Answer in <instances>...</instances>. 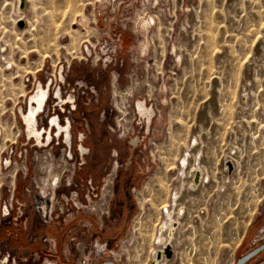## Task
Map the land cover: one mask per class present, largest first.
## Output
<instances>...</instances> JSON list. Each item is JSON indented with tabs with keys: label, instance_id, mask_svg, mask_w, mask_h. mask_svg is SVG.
Returning <instances> with one entry per match:
<instances>
[{
	"label": "rangeland",
	"instance_id": "obj_1",
	"mask_svg": "<svg viewBox=\"0 0 264 264\" xmlns=\"http://www.w3.org/2000/svg\"><path fill=\"white\" fill-rule=\"evenodd\" d=\"M8 11L0 4V264H151L167 220L160 206L197 159L219 187L194 197L169 264H235L264 243V0H30L23 32ZM40 82L45 146L22 115ZM185 152L195 154L182 169ZM228 156L231 175L221 169ZM245 264H264V250Z\"/></svg>",
	"mask_w": 264,
	"mask_h": 264
},
{
	"label": "bare ground",
	"instance_id": "obj_2",
	"mask_svg": "<svg viewBox=\"0 0 264 264\" xmlns=\"http://www.w3.org/2000/svg\"><path fill=\"white\" fill-rule=\"evenodd\" d=\"M21 3V4H20ZM0 4H4L7 8V10H9L13 15V20H12V25L16 28V24H18L17 22L19 20H25L27 23H28V18L25 19L23 18L24 14L23 12H26L27 11V6L28 4H30V0H0ZM27 5V6H26ZM25 7V8H24ZM34 7V6H33ZM8 11V12H9ZM9 14V13H8ZM25 17V16H24ZM150 17V16H149ZM150 20H148V26L145 27L144 25V21L142 22L143 23V28L140 27V30L142 31V34L144 35V38H143V41L141 42L140 44V52H142L143 54H145L143 52V50L147 49L150 47V38L148 37L149 36V32H150V27L154 25V23L156 22V19L153 17V18H149ZM10 22V21H9ZM20 27V26H19ZM26 27V26H25ZM23 27V28H25ZM5 28V27H4ZM148 28V29H147ZM17 29V28H16ZM18 31L20 32H23L24 30L26 29H17ZM1 47V46H0ZM2 51H5L6 50V47H2L1 48ZM2 58H4L3 54L0 55ZM4 66V65H3ZM39 84H42L43 86H45L46 90L48 91V98H49V87H47L46 85H44L42 82L38 83ZM38 85H37V88H38ZM247 96L249 97V94H248V91L245 89L244 92H243V99H245L244 101H247ZM48 98L44 104V108L42 109V111H40L36 117V126H37V118L38 116L44 112L45 110V106H46V103L48 101ZM58 99V97H57ZM55 118V117H54ZM58 120V118H57ZM59 122V121H58ZM60 123V122H59ZM50 125L53 126V127H56L58 128V126L56 124H52V120L50 121ZM68 127V126H67ZM66 128V127H64ZM41 130V129H40ZM29 134V133H28ZM65 135H67V133L65 132ZM196 138V137H195ZM31 139V138H30ZM200 140V139H199ZM37 141V145H39L38 143V140L36 139ZM189 144V143H188ZM198 144V140L196 138V140L193 139L192 143H191V147H194ZM198 147V146H197ZM198 149V148H197ZM195 153L192 152H185L184 155L182 156V158L179 160L180 161V167L183 169L185 167L188 166V160L190 158V156L194 155ZM225 159H228L225 161V168L227 169L228 171V175H231V173L234 172V161L235 160L232 156H228L226 157ZM198 163L195 164H192V174H191V177L189 178V180L187 181V186H186V182L182 183L181 186V191L180 192H175V196L173 197V199H171V191L169 193V200H167V203L165 202L164 204H162L160 207H168L170 205H173L175 204V210L176 212L180 209V208H183L185 209L186 211V214L185 216L179 218L177 217L176 215V218L177 220H173L172 217H174L175 215V212L173 209H169V208H164V214L166 216L167 219H170V221L166 222L167 220H164L162 223H160L158 225V237L156 238V244L158 246H163L162 249L158 250L155 254H154V257H153V260H152V263L151 264H169L171 261H172V258L174 257V249H173V246H172V241L174 240L175 238V234H176V231H177V228H178V225L179 223L182 224L183 220L184 219H187L188 218V213L190 212V210H193V208L191 209V207L193 206V200L196 198L195 196H203L204 192L203 190H209L211 189L213 186H218L219 187V184L217 183L216 184V175L213 176V180H211V187L210 188H207L204 186V184H201L202 183V178H203V173L206 175V176H209L208 173H205L204 171L206 170V167L204 164H201L200 165V162H199V159H197ZM177 163V162H176ZM196 165H198L199 167L197 168L196 170ZM172 166V165H171ZM196 170V172H195ZM195 175V176H194ZM162 179V178H160ZM205 180H207V178H205ZM195 183V184H194ZM215 183V184H214ZM169 185V184H168ZM199 186V187H196V186ZM213 185V186H212ZM213 187V188H215ZM217 187V188H218ZM185 188V190H184ZM165 190V189H164ZM169 190V189H168ZM216 190V189H215ZM207 192V191H206ZM206 192H205V195H206ZM210 192L212 193L211 190L208 191V198L210 197L209 194ZM181 195V198L179 199L178 203H176V199L178 198V196ZM211 195V194H210ZM195 197V198H194ZM198 197V198H199ZM168 198V197H167ZM202 198V197H201ZM200 198V199H201ZM200 199L198 200L200 202ZM196 200V199H195ZM202 200V199H201ZM197 201V200H196ZM163 203V202H162ZM198 203V202H197ZM156 204V203H155ZM192 205V206H191ZM199 206V203L197 204ZM195 203H194V206H197ZM193 206V207H194ZM201 207V206H200ZM199 207V208H200ZM154 208V207H153ZM157 208V207H156ZM155 208V209H156ZM161 208V210H162ZM198 208V207H196ZM194 208V209H196ZM198 208V209H199ZM161 212V211H160ZM161 214V213H160ZM180 214H184V211L180 210ZM161 216V215H160ZM157 221V220H156ZM160 220H158L159 222ZM157 222V223H158ZM167 223V226H166V223ZM157 223L155 224V228L153 230V234L151 233L152 235V239H151V242L153 241V237L156 235V227H157ZM167 236V237H166ZM151 246L152 243H151ZM152 248V247H151ZM150 252V251H149ZM143 253V252H142ZM142 263V261H141ZM144 263V262H143ZM138 264V263H137Z\"/></svg>",
	"mask_w": 264,
	"mask_h": 264
},
{
	"label": "flooded vegetation",
	"instance_id": "obj_3",
	"mask_svg": "<svg viewBox=\"0 0 264 264\" xmlns=\"http://www.w3.org/2000/svg\"><path fill=\"white\" fill-rule=\"evenodd\" d=\"M149 16L151 18L154 17L153 15H149ZM149 16L143 20L145 27L148 26V20H150ZM151 29H152V26L150 27V31H151ZM149 34H150V32H149ZM150 46H151V41H150ZM149 49H150V47L148 48V50L147 49L143 50V52L145 54H147L149 52ZM6 50H7V48H6ZM87 50L90 51L89 47H87ZM5 51H2V52H5ZM139 51H140V49H139ZM2 59H4V58H2ZM29 95L30 94H26L25 95L26 98H27L26 103H27L28 107H27L26 111L22 110L23 121L25 122V126L28 127L29 135L32 136V137H35L38 140V142L42 143L41 146L50 145L51 144V138H52L51 132L48 133V137L45 138L44 137V132L42 130H40V128H38L36 126V117H37L38 113L40 111H42V109L44 108V104H45V102H46V100L48 98V91L46 90L45 86H43L42 84H39L36 92L35 93H31L30 97H29ZM58 96H59L61 102H70V100H73L72 99L73 98L72 95L69 97L68 100L67 99L64 100V97H62L59 92H58ZM137 106L138 107L135 108V109L138 110V113L142 116V118L144 117L146 120H148V122L152 121V119H153V109L149 108V106L144 101H139ZM52 124L53 125L56 124L58 126L57 129L59 131V134L62 135L65 132L67 133V135H66L67 141L70 139L69 126L64 128V126L61 125L58 122L57 118H53L52 119ZM20 131H21V129L19 128L18 131H16V136L19 135ZM134 142L136 143L137 140H135ZM6 145H7V140H6L4 127H3V124L0 122V160H2V152L7 148ZM226 160H228V159H225V161ZM201 164L202 163H200V165ZM223 164H224V162L222 163V166H221L222 173L226 175V170L227 169L225 168V166ZM16 170H17V167L15 166L12 169V171H11V177H12L11 183L14 186H15ZM209 170L212 172V170H213L212 167ZM0 172H1L0 173V186H1V184L5 181V177H4V174L2 173V171H0ZM204 172L206 173V170ZM204 175H203V177H204ZM59 176H60V174L58 172H53V174L51 176V179H50V183L52 184L53 180L56 178V182H58V184H59L60 183V177ZM206 177L210 178V176H206ZM210 179L213 180V177H211ZM202 181H203V178H202ZM196 187H199V186H196ZM163 208H169V206L168 207H163ZM172 219L173 220H177L176 219V212H175L174 217H172ZM167 220L170 221V219H167ZM166 226H167V223H166Z\"/></svg>",
	"mask_w": 264,
	"mask_h": 264
},
{
	"label": "water",
	"instance_id": "obj_4",
	"mask_svg": "<svg viewBox=\"0 0 264 264\" xmlns=\"http://www.w3.org/2000/svg\"><path fill=\"white\" fill-rule=\"evenodd\" d=\"M18 26L23 27L25 26V21L24 20H19L18 21ZM262 250H264V243L255 249L251 250L250 252L246 253L245 255H242L235 264H245L247 261H249L252 257L256 256L258 253H260ZM61 264H72L69 262H63ZM101 264H118L114 261L107 260L102 262Z\"/></svg>",
	"mask_w": 264,
	"mask_h": 264
},
{
	"label": "built area",
	"instance_id": "obj_5",
	"mask_svg": "<svg viewBox=\"0 0 264 264\" xmlns=\"http://www.w3.org/2000/svg\"><path fill=\"white\" fill-rule=\"evenodd\" d=\"M24 21H25V20H24ZM25 23H26V21H25ZM7 235H8V236H11V235H12L11 237H14V238H15V237L18 235V233H17V231H16V233H14L12 230H10V231L7 230ZM8 257H9V256H8ZM5 259H6V258H3L1 261L5 260ZM8 259L10 260V258H8ZM7 262H8V261H6V263H7ZM2 263H3V262H2Z\"/></svg>",
	"mask_w": 264,
	"mask_h": 264
}]
</instances>
